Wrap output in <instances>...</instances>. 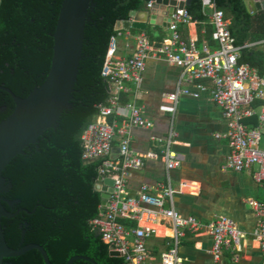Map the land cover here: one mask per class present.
<instances>
[{
	"label": "trees",
	"instance_id": "1",
	"mask_svg": "<svg viewBox=\"0 0 264 264\" xmlns=\"http://www.w3.org/2000/svg\"><path fill=\"white\" fill-rule=\"evenodd\" d=\"M149 0H94L88 11L82 59L74 86L72 106L64 111L56 128H49L36 144L15 156L3 176L11 185L3 201L13 217L3 218L2 226L10 247L30 243L44 247L52 264H66L76 255L92 258L97 264H124L111 256L110 248L90 222L104 210L101 193L95 189L104 158H82V134L106 105L108 84L102 68L110 39L117 34L116 23L128 20L132 10H143ZM63 0H0V86L26 97L46 79L53 55V34ZM225 13L228 28L238 46L264 41V10H251L244 0H214ZM187 11L198 24V45L213 43V27L201 0H190ZM204 27V34L200 32ZM131 32L137 33L135 29ZM150 42L158 46L164 40ZM240 63L264 74V50L260 45L244 47ZM126 102V96L122 97ZM11 95L0 88V122L13 111ZM111 117L109 121H111ZM256 120H250L255 124ZM126 224H135L124 220ZM13 264H45L42 254L31 249L6 258ZM72 264H93L76 259Z\"/></svg>",
	"mask_w": 264,
	"mask_h": 264
},
{
	"label": "built area",
	"instance_id": "2",
	"mask_svg": "<svg viewBox=\"0 0 264 264\" xmlns=\"http://www.w3.org/2000/svg\"><path fill=\"white\" fill-rule=\"evenodd\" d=\"M154 3L155 0H149L147 9ZM201 3L213 26L216 48L207 44L198 46L194 40L182 36L180 27L193 22L191 14L183 8L171 14L167 27L170 34L160 45H152L143 31L135 36L133 53L129 57L118 58V38L131 34L117 30L107 49L102 75L108 84L109 96L107 104L99 106V114L82 134V158L85 161L104 158L99 175L114 181L108 205L90 224L109 245L110 251L120 254L124 264H183L179 245L187 232L211 235V253L215 260L220 259L225 250L237 258L243 235L227 216L220 215L205 223L195 216L180 214L174 207L175 189L169 181L157 186L144 184L136 195L128 193V176L145 163L144 157L130 148L131 128L149 129L153 122L143 115L134 100L122 103L121 94L131 92L130 84L140 85L146 60L151 55L179 67L181 71L176 88L166 94L160 110L174 115L180 97L197 98L210 90L212 100L221 109L228 127L225 133L216 134V137L228 141L230 153L226 167L236 172L254 169V178L264 189V148L260 146L264 136V74H259L248 63L239 62L242 48L256 43L236 45L224 11L216 8L214 0H201ZM204 80L211 81L210 89ZM118 117L124 119L123 124H118ZM252 119L256 120L255 124L250 123ZM116 137L120 138L119 157L114 159L111 153ZM154 140L161 143L162 149L160 154L151 152L150 157H160L168 170L178 168L182 155L173 148L176 144L174 130ZM247 202L258 216L252 236L258 241L264 256V204L255 199ZM124 220L135 224H126ZM165 221L169 223L172 234L166 243L167 248L156 256L148 249L147 242L152 237L161 236L154 225H164Z\"/></svg>",
	"mask_w": 264,
	"mask_h": 264
},
{
	"label": "crops",
	"instance_id": "3",
	"mask_svg": "<svg viewBox=\"0 0 264 264\" xmlns=\"http://www.w3.org/2000/svg\"><path fill=\"white\" fill-rule=\"evenodd\" d=\"M248 9L253 10L252 7ZM209 22L211 24L210 18ZM120 30L129 31L131 34L122 35L117 40L116 56L126 58L133 53L135 36L139 32H131L132 28ZM148 30L152 32L153 42L157 41L158 36L165 39L170 34L167 27L149 22L144 32ZM199 30L204 34V27ZM180 31L184 38L192 39L198 45L197 21L193 19L189 25L181 26ZM255 43L254 46L260 45L264 50V41ZM203 44L210 48L217 47L215 40L212 44L204 40L198 46ZM180 74L179 67L151 55L146 60L140 85L136 87L130 84L131 92L121 94V101L123 96H126V102L134 100L142 109L143 115L153 122L149 129L131 128L130 148L141 154L145 163L142 168L133 170L128 176L127 191L130 195H136L144 184L157 186L169 181L175 189L174 207L180 214L195 216L205 223L220 215L227 216L242 231L238 257L235 258L231 251L225 250L218 260L211 253V235L206 232H187L179 245L183 264H263L264 256L259 243L252 236L258 216L247 201L255 199L264 204V189L254 178V169L236 172L226 167L230 153L228 141L226 138L216 137V134L225 133L228 127L221 109L212 100L210 90L202 92L197 98L180 97L174 115L160 110L166 94L176 88ZM203 83L210 89V80H204ZM184 84L186 83L183 82ZM117 122L121 125L124 119L118 117ZM170 130L175 132L176 144L173 148L182 155L181 165L172 170L166 168L160 157H150L151 152L160 154L162 149L161 143L154 138H163ZM119 144L120 138L116 137L111 153L114 159L119 157ZM154 226L161 236L149 239L147 246L154 255L159 256L167 248L166 243L170 240L172 229L167 221L164 225Z\"/></svg>",
	"mask_w": 264,
	"mask_h": 264
},
{
	"label": "water",
	"instance_id": "4",
	"mask_svg": "<svg viewBox=\"0 0 264 264\" xmlns=\"http://www.w3.org/2000/svg\"><path fill=\"white\" fill-rule=\"evenodd\" d=\"M244 1L254 11L264 10V0ZM189 3L190 0H155L150 9L132 10L129 13L130 18L118 21L115 29L132 28L144 31L148 22L168 27L171 14L185 8ZM93 5L94 0H63L53 34L51 67L40 86L35 87L26 97H19L11 89L0 86L11 95L15 103L12 113L0 122V264H13L5 262V259L20 256L31 249L40 251L45 264H52L44 247L39 244L30 243L18 248L8 245L2 219L13 217L14 214L6 209L3 201L9 205L14 202L3 197L11 186L3 176V171L15 156L24 154L29 145L36 144L46 130L56 128L62 113L71 108L82 59L85 26L89 20L88 11ZM113 184V179L98 176L95 189L101 193L103 206L108 205ZM110 255L120 256L116 251H110ZM76 259L97 264L84 255L73 256L66 264H72Z\"/></svg>",
	"mask_w": 264,
	"mask_h": 264
},
{
	"label": "rangeland",
	"instance_id": "5",
	"mask_svg": "<svg viewBox=\"0 0 264 264\" xmlns=\"http://www.w3.org/2000/svg\"><path fill=\"white\" fill-rule=\"evenodd\" d=\"M261 148H264V136H263V138H262V140H261Z\"/></svg>",
	"mask_w": 264,
	"mask_h": 264
}]
</instances>
